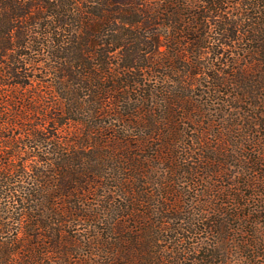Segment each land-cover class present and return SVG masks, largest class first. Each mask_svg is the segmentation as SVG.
<instances>
[{"label": "trees", "instance_id": "16d2710c", "mask_svg": "<svg viewBox=\"0 0 264 264\" xmlns=\"http://www.w3.org/2000/svg\"><path fill=\"white\" fill-rule=\"evenodd\" d=\"M5 86L15 111L0 129L33 125L21 140L0 134V232H13L14 211L23 236L0 244V264H44L49 255L87 264L68 230L81 221L94 224L91 245L122 260L100 264H151L157 253L142 241L164 239L158 224H173L180 242L196 224L163 215L174 192L184 212L180 177L201 169L223 177L208 164L231 160L244 165V187H255V168L264 176L263 150L251 164L242 154L256 144L250 131L264 129V0H0ZM257 143L264 147V135ZM97 199L106 206L88 204ZM189 204L192 213L200 205ZM216 211L229 219L197 215L224 243L229 220L244 218ZM205 254L196 261L213 264L217 254Z\"/></svg>", "mask_w": 264, "mask_h": 264}, {"label": "rangeland", "instance_id": "374dc122", "mask_svg": "<svg viewBox=\"0 0 264 264\" xmlns=\"http://www.w3.org/2000/svg\"><path fill=\"white\" fill-rule=\"evenodd\" d=\"M228 53L230 50H227ZM227 53V54H228ZM11 82V81H9ZM0 91L2 93L6 92L5 94L0 95V98L2 99L0 102V125L3 124V120L6 119L7 114H11L14 112V108L11 100L12 98L8 95L11 91H14L12 87H0ZM10 91V92H9ZM19 91V90H18ZM21 91V90H20ZM25 92V90H23ZM200 99V98H199ZM243 108L246 107L245 104L242 105ZM246 110H250L247 108ZM245 110V111H246ZM264 111V108L261 109ZM34 119L38 118V121H40L39 115L30 116L28 115L27 119ZM18 126H12L7 127L2 131L3 129H0V134L3 135H13V137L20 139V134L24 135V130H27V127H30L33 125L32 121L28 120H20L16 121ZM187 124H189L188 121H186ZM22 125H24L22 127ZM196 125H189L187 126V132L191 135H195L194 133ZM199 129V127H197ZM245 129V128H244ZM244 132L249 130H243ZM242 131V133H243ZM261 132H256V129L251 130L250 132L255 133L252 138H254L256 141V144L251 143H245V147L243 150L245 157L247 158L245 161L248 163H252V160H250L251 157H253L254 152L257 153V151L261 152L264 147H260L258 142V138L260 136L264 135V129L260 130ZM21 140V139H20ZM12 152V151H10ZM241 156V154L239 153ZM27 158V156H26ZM6 163V161H2L0 165H3ZM14 164L15 162L12 161ZM208 166H211L213 168L217 169H224L226 172V175L223 177H220L219 175L215 173H210V177L208 179L209 175H204L203 171L206 172L205 169L202 170V174L195 175L194 177H188V178H182L180 177V180L182 182L177 183L178 186H176L178 191H184L186 190L189 194L188 199L191 201H195V204L200 203L199 206L196 205V211L192 213L191 205L188 204V199H186L187 203H185L184 206V212L183 210H178L177 207H175L174 202L176 200L179 202V199L181 197V194H178V192H174L172 195L169 196L170 198V206H169V212H164V216L170 215V216H181L182 218L186 217L187 222L184 227H188L189 225L193 224V220L196 223L195 226L191 227L192 229L190 232H186V234L189 236L185 241H179L182 234H178L176 231H173V227H175L173 224L168 225L165 223L164 225L158 224V231L160 232V235L164 239L172 238L170 244H175L174 241L177 242V246L174 248L173 245H170L169 243L165 242L164 239L160 241L157 245H153L152 239H145L142 241L143 246H147L151 248L152 251H155L157 253V256L154 255L155 260L151 264H199L196 259L201 258L203 255H206L207 248L209 250H212L213 253H216L217 256L213 261V264H264V176L263 172L259 171L258 168H255L254 177L255 179L250 183L255 187L249 188L244 187L243 185V178L240 176L243 171V163L237 162V161H229L228 163H224L222 165H218L217 163L209 162ZM231 165L232 167H229ZM226 168L228 169L226 171ZM262 168V167H261ZM264 168V167H263ZM207 176V177H204ZM195 179L196 181L191 183V188H187L188 185H186L184 182L188 180L190 182V179ZM190 185V183H189ZM257 186V187H256ZM151 188L153 189L154 186L151 185ZM223 193L224 195L220 194ZM261 197H259V196ZM116 200H120L118 197H116ZM172 201V202H171ZM209 203H206V202ZM177 202V203H178ZM88 204L92 206L95 210L96 209H102L103 206H106V202L97 199L89 201ZM194 204V203H193ZM117 205V204H116ZM208 205V206H207ZM3 206V203L0 202V207ZM219 207L224 210L225 213H229L230 211L236 212V216H241V218H244L243 220H238L237 218L233 217L231 220H229L231 225V230H229L228 235L230 236V239L223 242L218 243L219 241L215 237L217 234L215 232H211L208 227V221L203 220L200 221V219L203 217H198L197 213H200L202 209L209 210L208 216H212V218H219L223 220H227L225 215L218 214V211H216V207ZM241 206V207H240ZM171 207V208H170ZM186 207V208H185ZM202 208V209H201ZM197 209L199 211H197ZM14 215H12L13 219L10 220V225L13 226L14 230L9 235H3L1 236L0 232V244L4 242H11V241H17L19 238H23L21 236V231L19 230L18 221L21 218L20 213L12 212ZM192 215H197V218H194ZM207 217V215L205 216ZM203 217V218H205ZM104 218V217H102ZM207 217L206 219H208ZM177 222V221H176ZM176 225L183 224V221H178L175 223ZM94 224H92L91 221H81V222H74V224L69 228V232L71 236H76V238L80 241H82L83 247L79 249L78 254H81L80 256H88V258H82V261H86L87 264H100L104 261H116V262H122L121 258L117 256L110 257L101 251H108L106 247H102L101 245L95 246L91 245L90 241L88 240L89 236H95V230L92 228ZM132 225V223H131ZM165 225L171 226L169 229H165ZM98 230H100L101 233L103 232L101 227H104L103 225H98ZM156 225H148L151 229ZM92 228V229H91ZM188 229V228H187ZM215 229V228H214ZM147 234H149L147 232ZM21 236V237H20ZM184 239V238H183ZM106 242V240H104ZM175 241V242H176ZM95 244V243H94ZM250 245V246H248ZM41 249L39 248L38 251ZM90 252L95 253L93 256L90 254ZM44 258V264H61L58 256H46ZM84 259V260H83ZM198 259V260H199ZM18 260V259H14ZM70 259H67L68 262Z\"/></svg>", "mask_w": 264, "mask_h": 264}]
</instances>
